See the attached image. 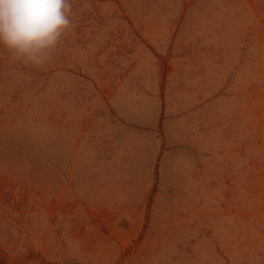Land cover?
I'll list each match as a JSON object with an SVG mask.
<instances>
[{
	"label": "rangeland",
	"instance_id": "1",
	"mask_svg": "<svg viewBox=\"0 0 264 264\" xmlns=\"http://www.w3.org/2000/svg\"><path fill=\"white\" fill-rule=\"evenodd\" d=\"M70 3L0 46V264H264V0Z\"/></svg>",
	"mask_w": 264,
	"mask_h": 264
},
{
	"label": "clouds",
	"instance_id": "2",
	"mask_svg": "<svg viewBox=\"0 0 264 264\" xmlns=\"http://www.w3.org/2000/svg\"><path fill=\"white\" fill-rule=\"evenodd\" d=\"M70 0H0V46L11 57L40 66L71 27Z\"/></svg>",
	"mask_w": 264,
	"mask_h": 264
},
{
	"label": "crops",
	"instance_id": "3",
	"mask_svg": "<svg viewBox=\"0 0 264 264\" xmlns=\"http://www.w3.org/2000/svg\"><path fill=\"white\" fill-rule=\"evenodd\" d=\"M172 151H174L172 148H169V149L166 150V152H168V153L165 154V155L167 156V158H170V157H172V155H174V153H173ZM179 178H180V177H178V180H179ZM140 222H141V221H140ZM142 223H143V222H142ZM150 228H151V224H150V222H149V228H147L146 231L148 232ZM130 232L133 233V234H135V236H138V235L142 232V224H141V226H140L139 228H135V229L132 228V229L130 230ZM145 240H146V235H145V236L142 238V240L140 241L137 250L139 249V247H141V246L143 245V243L145 242Z\"/></svg>",
	"mask_w": 264,
	"mask_h": 264
}]
</instances>
